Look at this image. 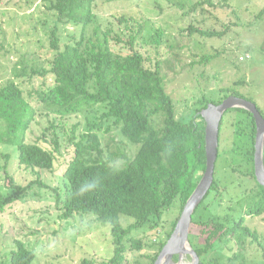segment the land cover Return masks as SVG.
Listing matches in <instances>:
<instances>
[{
	"label": "trees",
	"instance_id": "obj_1",
	"mask_svg": "<svg viewBox=\"0 0 264 264\" xmlns=\"http://www.w3.org/2000/svg\"><path fill=\"white\" fill-rule=\"evenodd\" d=\"M46 1L49 9L58 14L50 37L49 65L29 67L23 64L20 70L15 69V78L1 86L0 126H4V130L0 133V142L18 148L19 166L38 177L30 184L38 183L55 192L61 218L88 213L110 224L115 252L101 264H129L127 252L130 249L140 251L146 244L142 239L130 237V245H127L126 236L133 228L151 223L159 228L165 211L179 201L180 215L167 239L158 243L155 254L146 256L147 262L140 261V264H155L207 169L206 119L202 111L209 104H220L231 95L247 97L233 88L222 89V97L205 96L198 101L199 108L179 119L175 101L164 83L161 61L154 60L150 51V47L158 51L162 47L163 28H153L154 34L149 40L145 35L148 20L113 15L117 22L105 25L102 16L94 10L96 0ZM203 2L213 5L212 0L199 3L191 0L188 5L197 9ZM258 16H264V9ZM188 31L205 37H221L226 33L194 24ZM217 55L204 56L202 63H209ZM37 76L44 77L43 83L27 95L22 83L32 82ZM48 76L52 77L51 81ZM38 107L46 111L50 125L36 141H29L27 132L39 116ZM73 116L79 120L68 126L65 119ZM226 124L234 131L231 149L234 161L240 160V164L248 166L247 171L233 168L234 172L241 173V177L249 175L257 183L246 187L244 194L250 193L251 198L247 210L242 206L246 215L235 217V212L240 210L234 203L223 204L226 189L215 172L214 182L196 208L191 226L206 237L201 247L192 243L200 255V264H225L219 256L206 259L224 237L241 234L261 246L264 237L248 224V216L264 217V185L257 180L255 172L256 120L245 108L234 107L225 112L218 159ZM113 129L118 130L128 144H140L138 151L131 155L124 140L115 138H112L115 145L111 146L116 150H112L110 144L104 146V137ZM61 135L72 149V158L64 172V192L44 183L40 176V170L55 167L61 152ZM42 139L52 148L42 146ZM0 157L4 158L6 186L11 191L0 196V211H4L7 206L23 200L29 187L24 188L9 173L10 154L0 151ZM90 179H98V187L84 196L76 194L79 185ZM202 207L208 215H197ZM123 215L132 217L133 223L124 226ZM15 244L11 264H32L36 252L20 239H16ZM174 259L178 260V255ZM81 264L95 263L84 258Z\"/></svg>",
	"mask_w": 264,
	"mask_h": 264
},
{
	"label": "rangeland",
	"instance_id": "obj_2",
	"mask_svg": "<svg viewBox=\"0 0 264 264\" xmlns=\"http://www.w3.org/2000/svg\"><path fill=\"white\" fill-rule=\"evenodd\" d=\"M200 1L204 0H192L195 3ZM226 1L212 0L213 5L203 2L194 9L193 5H188L191 0H96L94 10L102 16L105 25L117 22L113 15L125 14L148 20L145 35L149 40H152L153 28L164 29L162 47L159 51L150 47V51L154 60L161 61L164 83L175 101L179 119L188 117L194 109L199 108L201 105L198 101L205 96L220 98L223 96L221 90L227 88L243 93L260 107L264 115V16H258L264 9V0ZM48 5L46 0H0V88L15 78V69L20 70L23 64L48 67L52 55L51 32L58 22V14L50 10ZM191 24L226 33L221 37L190 34L188 28ZM68 27L73 30L72 25ZM216 53L217 57L209 63H202L204 56ZM48 80L51 81L52 77L48 76ZM43 81L44 77L37 76L32 82H23L22 86L27 94ZM33 104L36 106L37 101L34 100ZM38 108L39 116L27 132L29 141H36L50 125L51 119L46 116V111L42 107ZM77 120L79 118L75 116L65 119L68 126ZM3 130L4 126H0V133ZM233 133L226 124L216 175L226 189L223 204L234 203L240 210L234 216L241 217L246 215L242 206L247 210L251 199L250 193L244 194L246 187L255 186L257 182L249 175L241 177V173L234 172L233 168L247 171L248 166L243 162L240 164V160L234 161L236 159L231 151ZM112 138L124 140L131 155L141 146L131 142L128 144L116 129L104 137V146H114ZM60 140L61 152L57 155L55 167L52 170H40V176L44 183L64 192V172L72 158V149L68 147L64 136L61 135ZM40 144L52 148L43 139ZM0 151L10 154L9 173L24 188L29 187L23 200L0 211V264H11V252L16 248V239L24 241L29 249L36 252L32 264H81L84 258L101 264L114 256L115 245L110 224L102 223L94 214L88 213H77L70 219L61 218L62 212L56 205L55 192L40 187L38 183L30 184L38 177L19 166L18 148L0 142ZM3 161L4 158L0 157V196L11 192L6 186ZM204 213L208 215L202 207L197 215L205 216ZM179 215L180 202L177 201L165 211L159 228L152 223L143 228H133L126 236V244L130 245L128 240L134 237L142 239L146 245L140 251L130 249L127 252L129 264L147 262L146 256L158 251V243L165 242ZM248 218V224L264 235V217ZM121 219L124 226L134 221L125 215ZM205 238L195 227H191V244L201 247ZM261 242L262 246L250 237L229 235L218 241L206 259L219 256L225 264H264V237ZM184 261L192 264L193 258L187 254Z\"/></svg>",
	"mask_w": 264,
	"mask_h": 264
},
{
	"label": "water",
	"instance_id": "obj_3",
	"mask_svg": "<svg viewBox=\"0 0 264 264\" xmlns=\"http://www.w3.org/2000/svg\"><path fill=\"white\" fill-rule=\"evenodd\" d=\"M234 107L245 108L255 117L257 125L255 171L257 180L264 185V115L257 104L251 100L235 95L229 96L220 104H209L202 111V115L206 119L207 169L195 191L187 201L172 236L165 244L155 264H180L187 254L192 256V264H200V255L190 243L193 214L214 182L219 157L222 119L225 112ZM175 255H178V260L174 259Z\"/></svg>",
	"mask_w": 264,
	"mask_h": 264
},
{
	"label": "clouds",
	"instance_id": "obj_4",
	"mask_svg": "<svg viewBox=\"0 0 264 264\" xmlns=\"http://www.w3.org/2000/svg\"><path fill=\"white\" fill-rule=\"evenodd\" d=\"M98 184H99L98 179L85 180L77 188L76 194L80 196H84L87 193L93 192L98 187Z\"/></svg>",
	"mask_w": 264,
	"mask_h": 264
},
{
	"label": "flooded vegetation",
	"instance_id": "obj_5",
	"mask_svg": "<svg viewBox=\"0 0 264 264\" xmlns=\"http://www.w3.org/2000/svg\"><path fill=\"white\" fill-rule=\"evenodd\" d=\"M238 97H240V96H238ZM241 98H243V97H241ZM245 98V97H244ZM246 99H248L249 100V98H246ZM251 100V99H250ZM252 101V100H251ZM253 115V114H252ZM253 117H254V115H253ZM255 118V117H254ZM256 127H257V125H256ZM256 172V171H255ZM257 178V177H256Z\"/></svg>",
	"mask_w": 264,
	"mask_h": 264
},
{
	"label": "bare ground",
	"instance_id": "obj_6",
	"mask_svg": "<svg viewBox=\"0 0 264 264\" xmlns=\"http://www.w3.org/2000/svg\"><path fill=\"white\" fill-rule=\"evenodd\" d=\"M180 264H186V262L184 261V259H183V261Z\"/></svg>",
	"mask_w": 264,
	"mask_h": 264
},
{
	"label": "built area",
	"instance_id": "obj_7",
	"mask_svg": "<svg viewBox=\"0 0 264 264\" xmlns=\"http://www.w3.org/2000/svg\"><path fill=\"white\" fill-rule=\"evenodd\" d=\"M244 59V58H243Z\"/></svg>",
	"mask_w": 264,
	"mask_h": 264
}]
</instances>
